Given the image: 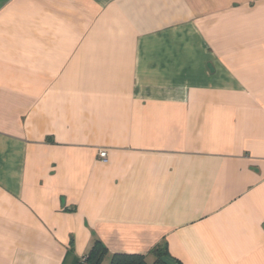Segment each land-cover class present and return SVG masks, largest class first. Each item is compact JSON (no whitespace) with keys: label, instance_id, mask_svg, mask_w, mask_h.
<instances>
[{"label":"crops","instance_id":"crops-1","mask_svg":"<svg viewBox=\"0 0 264 264\" xmlns=\"http://www.w3.org/2000/svg\"><path fill=\"white\" fill-rule=\"evenodd\" d=\"M95 242L264 264V0H0V264Z\"/></svg>","mask_w":264,"mask_h":264},{"label":"trees","instance_id":"trees-1","mask_svg":"<svg viewBox=\"0 0 264 264\" xmlns=\"http://www.w3.org/2000/svg\"><path fill=\"white\" fill-rule=\"evenodd\" d=\"M149 255L154 258L153 264H179L169 255L166 246L154 247ZM107 256V249L100 242H95L88 254L84 256L83 262L84 264H148L146 256L140 254H112L105 263ZM77 264H81V262L78 261Z\"/></svg>","mask_w":264,"mask_h":264},{"label":"built area","instance_id":"built-area-1","mask_svg":"<svg viewBox=\"0 0 264 264\" xmlns=\"http://www.w3.org/2000/svg\"><path fill=\"white\" fill-rule=\"evenodd\" d=\"M99 159L102 161V162H105L106 161V153L105 152H100L99 153ZM81 264H84V257H82L80 260Z\"/></svg>","mask_w":264,"mask_h":264}]
</instances>
